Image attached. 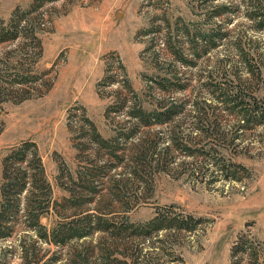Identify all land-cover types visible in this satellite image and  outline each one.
Returning <instances> with one entry per match:
<instances>
[{
	"label": "rangeland",
	"instance_id": "1",
	"mask_svg": "<svg viewBox=\"0 0 264 264\" xmlns=\"http://www.w3.org/2000/svg\"><path fill=\"white\" fill-rule=\"evenodd\" d=\"M258 1L0 0V183L5 168L23 171L34 151L49 185L45 194L30 190L46 203L36 228L19 217L0 238V264H62L75 251L85 264L262 261L264 25L249 16L256 6L264 15ZM220 4L229 10L212 20L225 32L221 40L194 63L172 59L165 33L185 43L176 23L207 31L205 17ZM179 47L192 59L188 45ZM167 68L183 85L169 88L185 103L178 130L191 138L190 149L209 154L173 152L168 172L131 175L136 135L129 132L139 119L129 106L143 99L152 109L163 95L155 72ZM222 93L251 107L248 123L213 100ZM194 96L211 104L206 120L221 140L196 144ZM151 128L167 137V126ZM27 197L18 195L20 205ZM76 226L88 235L73 237ZM32 246L35 255L26 258Z\"/></svg>",
	"mask_w": 264,
	"mask_h": 264
},
{
	"label": "trees",
	"instance_id": "2",
	"mask_svg": "<svg viewBox=\"0 0 264 264\" xmlns=\"http://www.w3.org/2000/svg\"><path fill=\"white\" fill-rule=\"evenodd\" d=\"M249 1L251 2L252 0ZM256 1L257 3L255 4H259V1ZM258 8L259 6L251 7L252 10L249 16L254 18V20L257 19L256 23L258 26H263L264 15H257ZM214 9V13L205 17V22L208 23L210 27L207 31L199 29L195 26V31L190 32L189 27H187L185 23H176V31H182V33H184L183 35L187 36V41L185 43L171 36L170 31L165 33L164 43L166 44V50L172 59L174 58L184 63H194L197 57L205 53L208 48L214 46L217 41L221 40L222 36L225 35V32L221 30L220 26L213 25L212 20L215 15H226L229 10L224 9V5L222 4L218 6L214 5ZM164 21L167 23V20L164 19ZM199 42H201V44L203 43L206 47L200 49ZM180 44L188 45L187 49L190 51L192 59H186V56L183 53L184 51H181V47H179ZM235 47L238 48L237 44H235ZM241 58L244 61L247 59L244 55H241ZM167 72L168 68L163 72H155L157 74V79H155L156 84L163 95L161 97L159 95L151 102V105L153 106L152 109H148L143 105V99H139L137 102L132 101L133 103L129 106L130 114L139 119V123L133 124V126H131V131L129 132L130 134L128 133L130 136L133 134L136 135L135 140L132 143L129 142L130 146L128 147V155L130 156V159L127 160V163L129 174L131 175H135L136 173H139V175H151L165 173L166 171L168 172V168L172 162L171 159L173 157V152L200 156H207L209 154V150H205L208 153L203 154L200 153V151H193L190 149L189 141L191 138H189L187 133L185 134L178 130L181 128L183 123L182 121L175 122L174 119L175 116L179 115V113L183 111L185 103L184 101H181L171 95L170 91L172 90L169 88L176 85L174 83L179 81V79H174ZM176 86H178V88L183 87V85L179 82H177ZM206 87L210 88L212 94L217 92L216 85H207ZM165 93H170V96H167ZM198 98L199 97L194 96L189 101L190 106L196 115L194 117L195 121L192 123L194 124L193 128L201 133V138L196 140V144L201 145L202 142L206 141L208 138L221 140L223 136L221 135L218 126L214 123V121L211 122L206 120L207 109L211 106V104L205 98L202 101H198ZM212 98L215 102H222L226 105L228 109L233 112L231 114L235 115V117L238 118V116H241L243 122L248 123L250 121V116L253 114L251 113V107L246 103L239 101L236 98L231 99L228 95H226V93H222L219 96L216 94ZM258 116H263L262 112ZM152 124L167 126L168 129L165 133L167 139L160 137L158 134L160 131H154L151 128ZM95 138L96 137H94V139ZM165 139L167 140L166 144L161 145V142ZM20 152L21 153L18 152L16 154V159H25L26 153L24 151ZM34 153L35 152L33 151L32 158H34L36 162L30 158L25 165L26 167L23 168V171H21L19 167L10 168L9 170L5 168L3 170V180L0 183V238H4L9 235L19 217H23L25 222H30L31 224L34 222V224L30 226L31 228H36L34 226L38 222L37 220L39 218V214L44 210L46 203H43L41 199L31 196V191L34 189L43 194L49 190L48 182L43 177V171L39 164V159L35 158L36 155ZM203 163L204 164L191 168L192 172L195 173L197 172V169H203V165L206 164V161L203 160ZM21 192L28 193V197L22 205L18 202V195ZM106 229L108 230L109 227H106ZM57 235L59 236V234H56V236ZM85 235L87 236L88 232L80 230L79 226H76V228L72 231V236H76L75 238H82ZM23 254L26 258L31 255H35L34 247L32 246L24 250ZM86 262L87 258L84 254L82 252L75 251L72 257L67 259L65 263L62 264H85ZM258 264H264V257Z\"/></svg>",
	"mask_w": 264,
	"mask_h": 264
}]
</instances>
